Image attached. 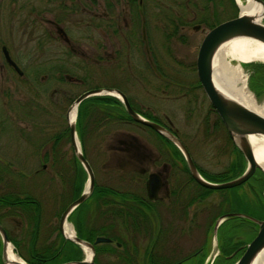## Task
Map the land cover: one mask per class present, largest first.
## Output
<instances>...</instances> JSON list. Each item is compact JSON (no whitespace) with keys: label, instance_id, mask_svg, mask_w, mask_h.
Here are the masks:
<instances>
[{"label":"flooded vegetation","instance_id":"obj_1","mask_svg":"<svg viewBox=\"0 0 264 264\" xmlns=\"http://www.w3.org/2000/svg\"><path fill=\"white\" fill-rule=\"evenodd\" d=\"M168 2L171 6L166 5ZM261 2L264 5V0ZM164 3L161 0H0V106L6 109L11 119L8 121L17 130L19 141L24 147H31V151H27L28 159L49 160V178L45 185H49V221L54 224L49 229L53 239L37 245V229L33 246H30L32 227L20 206L22 196L28 193L20 191L22 181L28 179L32 182V175L27 178L21 163L10 161L12 159L0 149V159L6 160H1L3 164L0 165V226L7 238L9 234L17 241L20 255L27 254L28 249L33 251L44 246L55 253L60 238L62 244H74L82 251L68 238L64 225H69L74 237L84 241H87L84 237H93L91 242L87 241L91 244L99 236L97 233L108 238L109 242L105 243L110 244V248L104 255L108 256L105 261L109 264H227V261L232 264L255 235L257 226L254 223L233 226L243 235L248 232L250 238L231 250L227 240L216 241L217 250L214 251V241L200 236L197 230V203L215 190L233 187L236 190L231 194L222 193L224 206L242 208L238 203H245L246 199L256 201L254 185L249 179L258 169L236 186L205 192L204 187L190 176L182 154L173 143L147 125L135 121L127 112L126 105L138 117L165 128L181 142L171 122L157 112L161 105L154 103L149 106L143 94L134 87L135 82L147 87L146 93L151 96L157 93L152 98L157 95L160 98L161 95V99L182 101L180 108L183 114L180 118L184 124H194L207 138L211 135L216 138L222 132L223 141L233 147L226 128L198 81L195 67L200 41L221 21L218 17L214 19L210 0H201V6L199 0H166ZM226 7L228 5H225L222 14ZM73 13L81 15L75 18V22L83 28V32L77 35L85 41L87 48L71 39L73 27L68 20L69 14ZM5 25L13 28V37L10 33L2 35ZM39 26H46L48 40L51 36L63 47L59 58L54 51L46 58L51 61L61 59L68 68L61 71L56 67L55 72L49 71L47 84L52 88L49 89L48 104L40 99L46 95V88L37 85L38 80L42 81L45 76L37 78V71L32 65L41 58L35 54V49L41 44L34 41L37 36L34 32ZM49 28L55 35H49ZM198 32H201L200 38L193 36ZM23 36L29 39L22 41ZM175 47L182 48V52L176 54ZM39 53L45 54L43 51ZM71 57L89 60L97 68L90 72L85 67L83 75L70 71L71 67L79 70L76 62H66ZM101 67H115L121 71L118 83L128 89V93L112 85L114 73H111L107 85H98L96 71H100ZM124 67L128 74L124 73ZM98 89H109L113 94L87 96L73 108L72 103L77 97ZM1 91L4 92L3 98ZM63 101L66 106L58 108ZM57 110L60 111L59 118L55 116ZM73 111L74 117H70ZM9 112L14 114V118ZM48 113L49 121L44 122H49L50 133L45 140L39 132L43 125L39 116ZM33 115L36 116L31 120ZM21 123L25 127L28 123L33 125L27 131L19 126ZM69 123L74 124V145ZM111 126L114 128L107 130ZM34 127L37 130L32 132ZM133 127L139 128L140 136ZM45 144H49L48 148L42 151ZM78 154L89 166L91 185ZM239 154L244 159V170L246 161ZM237 156L232 149L227 159L230 160L222 172L228 164L236 166L234 161ZM193 164L201 177L206 179L201 174V168ZM39 170L47 171L42 161L34 172ZM82 194H86L83 200L72 207L60 226L64 209ZM5 195L14 196V207L5 204ZM250 205L254 208V217L263 219L262 202L253 201ZM219 212L217 216L227 213L226 210ZM6 217L14 221L18 218L19 221L15 222L23 223L24 228L21 227L18 234L10 231L3 224ZM221 248L225 250L224 254L218 256Z\"/></svg>","mask_w":264,"mask_h":264},{"label":"rangeland","instance_id":"obj_2","mask_svg":"<svg viewBox=\"0 0 264 264\" xmlns=\"http://www.w3.org/2000/svg\"><path fill=\"white\" fill-rule=\"evenodd\" d=\"M161 1L163 3L166 2V0H161ZM210 1L212 3V9L214 11V19H216L218 17L217 18L218 21L222 22L224 20L231 18L233 6L231 7L232 4H231L230 0H210ZM232 2L236 6V10L238 12L239 9L236 5L235 0H232ZM166 5L171 6V4H169V2L166 3ZM199 5L201 6V0H199ZM225 5H228V8L226 7V10L222 14L223 10L225 9ZM69 17H70V19L68 20V23L71 25V27H73V29H71L72 41L74 43L76 42V44L83 46L84 48H87L88 46H86L84 44L85 41L81 40L77 35V33L80 34L81 32H83V28H80L79 27L80 25L75 22V18H79V17H81V15L78 13H73V14H69ZM11 21H13V20H11ZM1 22H3V20ZM74 28L77 29L78 31H75ZM1 32H2V35L4 33L6 35H8L10 33L11 34L10 37H13V34H14L13 28L12 27L11 28L6 27V25L3 27ZM190 32L191 31L189 30V33ZM34 33L37 35L34 38V41L38 42V44H41V47H39L38 49L35 47L36 48L35 54H37L36 55L37 57L40 56L41 58L38 61L32 62L33 63L32 65H33V68H35V70L37 71V78L38 77L40 78V76H45V78L42 81L38 80L37 85L39 88H42V89H44V87L46 88V95L44 97H41L40 99L43 100L42 102L48 104L49 103V89L51 90V88H52V86H49V84H47L49 82V71L55 72L56 67H58L57 69L61 70V71L64 68L65 69H68V68H66L67 66L64 65L63 60L60 61L61 59L59 61H56V60L51 61L50 58H49V60L46 58V56L48 54L52 53L53 51L56 52V54H58V58H59L60 57L59 53H61V50L63 49V47L61 46V43L56 41V40H53V38L51 36H49V40H48V38L46 37V33H47L46 26L37 27V29ZM50 33H53L55 35V32H53L49 28V35H50ZM200 33L201 32L194 33L193 36L199 37ZM24 38L29 39L28 36H26V37L23 36L22 41ZM33 43L34 42H32V44ZM29 44L30 43L28 42V45ZM173 50L175 51L176 54H179V52H182V48H178V47H175ZM39 51H43L45 54L41 55L39 53ZM44 57H45V59H43ZM66 62H68L69 64H73L76 62L79 70H75L74 68L71 67L70 71L71 70H73V72L77 71L81 75L84 74V71H85L84 68L85 67L90 72H94L95 69L97 68V65L93 64L89 60H82V59H78L76 57H71ZM229 63L231 66H236L238 64L234 60H229ZM50 65H53L54 69L51 68ZM238 65H239L240 70H241V75H242L243 79L245 80V89H246L247 93L250 96H252L256 100V102L264 104V92H261V94L259 96H255L253 94V92L248 87V80H249L248 71L240 63ZM61 71H59V72H61ZM124 71H125L124 73H126V74L129 73L128 70L126 69V67H124ZM111 73H114L112 85L117 86L118 88L121 89V91L124 90L125 94H127L128 89H126L120 83H118V80L121 78L120 77L121 71H119L115 67H101L100 71H96V74H98V78H99L98 85H104V86L107 85L110 82V79H111L110 75H112ZM14 77L16 78L15 75H14ZM134 87L139 89V92H141L143 94L144 100L146 101V103H148L149 106L153 105L154 103L161 105V108L157 112L162 117H165L166 119H168L171 122V125L177 130L178 138L181 140V142L186 147L192 161L201 168V174L204 177H207L208 175L220 173L223 171L224 167L226 166V164L230 160V159L229 160H227V159H228L229 152H231V150H232V148H231L232 146L230 145V143L226 144L223 141L222 132H219L216 138H213L212 135L209 138L203 137L201 135L200 131L195 127L194 124L191 125L190 123H187L185 121H184L185 122V124H184L182 122V120L180 118V115L183 114V111L180 108V107H182V105H181L182 101H177L174 99H171V100L170 99H161V95H160V98L158 95L155 98H152L157 93H154L155 95L151 96L150 93H146L147 87H144L142 85H137L135 82H134ZM3 94H4V92L1 91V97L2 98H3ZM53 99H54V97H53ZM60 104H61V106H59L58 108L63 109V107L66 106V102H64V101L61 102ZM18 112H19V109H18ZM9 115L11 118H14V114L12 112H9ZM35 116L36 115H33V117L31 116V120H34ZM55 116L57 118L61 117L59 110L55 111ZM199 116H200V113L198 112V118H200ZM0 120H3L1 122L2 124L0 125V149L4 151V155L7 156V158L12 159L10 161L21 163L23 173L25 174V176H27V178L30 175H32L31 176L32 182L28 181V179L22 181L23 187H22L20 192L21 193H28V194L32 195L34 198L39 200L40 206H41V214H40V224H39L38 233H37V245H40L42 243H46L47 241L53 239L49 228L52 225H54L51 223V221H49L50 220V218H49V185H45L46 181L48 180L47 178H49V160H46V159L41 160L45 164L47 171L39 170V171H37V173H35L34 169L39 168L41 161L37 160L36 158L28 159L29 156H27V155L29 154L28 152L31 151V147L29 145L26 146L25 144L24 145L26 147H24L22 142L19 141V139L17 138L18 132L14 127H12V123L10 121H8L11 119L9 118L6 109L2 106H0ZM39 121L43 122V125L40 128L39 132L41 133V135L43 134V138L46 140L49 138L50 124H49V122L47 124H45L44 121H49V113L47 115L39 116ZM22 125H23V123H21V125H19V126L21 127ZM32 125H33L32 123H28V127H25V126H22V127L25 130L29 131L30 128L32 127ZM113 128L114 127L111 126L107 130H112ZM32 129H33L32 132H35L37 130V129H35V127ZM137 129H139V128L133 127L134 132L136 134H139V132H141V131H139ZM146 130H148V129H146ZM148 132L151 134L153 133L150 130H148ZM40 133H38V134L40 135ZM141 134L143 136H145V134H143V133H141ZM210 134L214 135L215 132H211ZM210 134H208V135H210ZM139 136H140V134H139ZM29 138L31 139L32 137H29ZM33 138L35 139V137H33ZM48 145L49 144H45L42 148V151L47 150ZM1 160L3 162L5 159L4 158L0 159V165L2 166L3 163H1ZM234 190H236V189L215 190V191H213V193L208 198L197 203L198 215H199V219H198V223H197L198 224L197 230L200 232V236H203L204 238L206 237L207 240L211 239L212 241H214L213 245H212L214 251L217 250V247H216L217 242L216 241L227 240L230 243L229 250H231L237 244L244 242V241H247L251 236L248 234V232H245L243 235L242 233H240V231L237 232L238 231L237 229L232 228L233 226H237L238 224L241 226L250 225L245 221L239 220L235 216H229L226 218V220L221 221L219 223L217 229H216V232L215 233L212 232L213 220L220 213L219 211L226 210L227 213L232 212V213L244 214V215H248V216L256 219L254 217V216H256V214L250 210L239 208V207H236V208H233L231 206L226 207L223 205V202H222L223 196L222 195H224V194L226 195L229 193L231 194L232 192H234ZM11 191H13V190H11ZM222 193H224V194H222ZM262 198H264V190L262 193ZM222 208H224V209H222ZM14 217H16V216H14ZM16 220L19 221L18 218L17 219L15 218V221ZM15 221H14V219L10 220V219H8V217H6L3 219V224L5 225V227H7V229H9L10 231H12L14 233L16 232V234H18L21 230V227L24 228V226H23V223L19 224ZM236 223H238V224L235 225ZM221 251H225V250L223 248H221ZM219 254L221 255V252ZM220 255H218V256H220ZM211 257H210L209 261L212 259ZM107 258H108V256L102 255L101 257H99V261L108 260ZM21 260H23V259L21 258Z\"/></svg>","mask_w":264,"mask_h":264},{"label":"water","instance_id":"obj_3","mask_svg":"<svg viewBox=\"0 0 264 264\" xmlns=\"http://www.w3.org/2000/svg\"><path fill=\"white\" fill-rule=\"evenodd\" d=\"M261 7V19L263 20H255L256 16L241 13L238 11L235 17L224 20L215 26H213L210 30L206 32L204 37L199 43L196 59H195V67L198 81L208 99L211 106L216 111L217 115L221 119L224 127L226 128L230 139L236 148L241 152L246 161V167L243 172L236 176L235 178L229 179L223 182H210L205 180L198 173L195 168L193 162L191 161L189 154L184 147V145L171 133H169L165 128L152 123L150 121L141 119L134 112H132L129 107L126 105L127 112L129 115L138 122H141L144 125L152 128L159 134L163 135L167 138L173 145L180 151L183 156L185 165L188 169V172L192 179L199 185L208 189H224L236 186L245 180H247L255 169H259L264 173L262 167L255 161L252 151L247 140L248 135H264V118L250 109L246 108L236 100L232 99L228 95L224 94L221 90H219L212 82L211 79V69H212V60L217 49L226 43L227 41L238 38V37H249L256 40L261 41L264 44V5L261 0H253ZM233 60V59H231ZM241 63L245 62H260L264 64V61L253 59L249 61H239ZM112 95L113 91L109 89H98L91 90L81 94L77 97L72 105L77 104L87 96L91 95ZM71 105V106H72ZM69 129L71 134V142L74 145V124L69 123ZM78 159L81 162L82 166L86 168L89 184L91 185L92 177L91 172L89 170V166L86 161L78 154ZM91 188V186H90ZM86 194H82L80 198L74 201L71 205L66 207L62 212L59 220V224L67 215V213L75 206L77 203L83 200ZM229 216H235L238 218H244L257 226V230L253 238L248 241L243 249V252L240 256L232 263V264H251L255 258V256L264 248V218L254 219L248 215L239 214V213H226L218 216L212 225V232L215 233L219 223ZM68 238L74 243L78 244L82 249L85 248L89 251V255L84 253V256L79 260H70L66 262H62L59 264H98L94 261V249L93 243H101V242H109L108 238L98 236L95 238L94 242L91 244L87 241L78 239L76 237L68 236ZM10 244L5 231L0 226V258L2 263L4 264L6 259V246ZM234 252H232L233 254ZM231 254V255H232ZM17 258L21 260V258L16 254ZM10 264H29L27 262L21 261H13Z\"/></svg>","mask_w":264,"mask_h":264},{"label":"trees","instance_id":"obj_4","mask_svg":"<svg viewBox=\"0 0 264 264\" xmlns=\"http://www.w3.org/2000/svg\"><path fill=\"white\" fill-rule=\"evenodd\" d=\"M231 1V7H232V15L231 17L236 16L237 10L234 3ZM246 70L248 71V87L253 92L255 96H259L261 92H264V64L258 63V62H250V63H242L241 64ZM232 149L237 153V157L234 162H236V166L233 164H228L227 169L224 172L208 175L205 177L208 181L211 182H222L225 180H229L232 177H235L239 175L244 168V159L239 154V151L237 148L233 145ZM233 162V163H234ZM236 167V168H234ZM183 168L185 169L184 165ZM249 181L254 185V189L257 191V194L254 190V195H256V201L255 200H248L246 199L245 203H238V205L244 209L253 211L254 208L250 205V203L261 201L263 204V212H264V199L262 198V191L264 189V173H262L260 170H256L255 174L250 177ZM205 192H210V189L202 188ZM234 189V187L232 188ZM14 196L12 195H5V204L8 206L14 207ZM236 199V197H235ZM235 203V204H237ZM20 206H22L23 212L26 213L28 217V224L33 228H31V233H29L30 236V246L32 245V242L34 241L36 231L39 226V219H40V204L37 200L33 199V197L29 196V194H24L20 200ZM237 206V205H234ZM239 220L245 221L248 224H252L251 221L244 219V218H238ZM238 224V223H237ZM239 225V224H238ZM237 225V226H238ZM99 236H102V233H97ZM8 239L10 243L13 246V251L17 252V254L27 263L29 264H59L62 262L70 261V260H79L82 258L83 254L80 248L74 244H70V246H67V244H62L63 240L60 238V243L56 245L55 249L57 252L53 253L49 249V247L44 246L41 248H37L36 250L30 251L28 249L27 254L20 255L18 252V243L15 239L11 238L9 234ZM87 241H92L93 237H84ZM65 243V242H64ZM68 243V242H66ZM110 248V244L108 243H98L94 245V261L99 264H109L107 261H99V257H101L104 254H108ZM224 254V251H221V255ZM220 255V256H221ZM2 263L0 258V264ZM228 264L231 263V261H227Z\"/></svg>","mask_w":264,"mask_h":264},{"label":"bare ground","instance_id":"obj_5","mask_svg":"<svg viewBox=\"0 0 264 264\" xmlns=\"http://www.w3.org/2000/svg\"><path fill=\"white\" fill-rule=\"evenodd\" d=\"M241 13L256 16L257 21L261 19V7L253 0H235ZM249 61L258 59L264 61V44L249 37H238L231 39L221 45L215 52L212 60L211 79L213 84L224 94L236 100L246 108L264 118V104L258 103L250 96L245 89V80L241 75L239 65L231 66L229 60ZM76 106L73 105V108ZM74 111L70 117H74ZM252 155L255 161L264 170V135H248ZM66 234L72 236L69 225H64ZM67 227V229H65ZM84 253L89 255V251L84 248ZM6 259L4 264L21 261L12 251L11 244L6 246ZM251 264H264V248L255 256Z\"/></svg>","mask_w":264,"mask_h":264}]
</instances>
